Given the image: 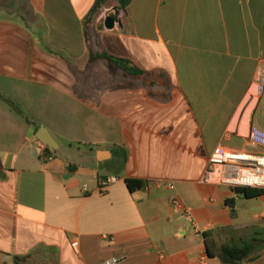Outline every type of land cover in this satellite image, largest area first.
<instances>
[{
    "label": "crops",
    "instance_id": "obj_1",
    "mask_svg": "<svg viewBox=\"0 0 264 264\" xmlns=\"http://www.w3.org/2000/svg\"><path fill=\"white\" fill-rule=\"evenodd\" d=\"M93 2L0 0V95L22 113L0 100V264H220L202 232L264 227V195L204 181L217 148L264 153L248 140L251 128L264 131L253 93L264 0H132L125 10L107 0L86 43ZM113 9L119 22L107 30ZM89 49L144 74L88 65ZM39 129L57 144L49 160ZM125 179L145 186L131 193Z\"/></svg>",
    "mask_w": 264,
    "mask_h": 264
},
{
    "label": "trees",
    "instance_id": "obj_2",
    "mask_svg": "<svg viewBox=\"0 0 264 264\" xmlns=\"http://www.w3.org/2000/svg\"><path fill=\"white\" fill-rule=\"evenodd\" d=\"M107 0H94L91 9L84 19V35L85 41L88 42L89 25L93 22L100 9ZM132 0H117V7L120 10H125ZM105 60L111 66L120 70L122 73L129 76H140L144 74L142 70L137 68L130 61L123 58L109 55L105 52H92L89 49L88 65L98 61ZM0 100L4 102L15 113L22 116V113L14 102L0 95ZM24 120L31 124L32 122L24 117ZM37 130V128H36ZM51 149L46 147L45 154H49ZM50 155V154H49ZM123 163L126 161V154L123 151ZM125 185L129 192L134 193L145 186V182L138 179H125ZM238 195H242L246 199H252L264 195V191L237 188L233 189ZM234 200L228 199L225 205L229 208L231 214L234 213ZM205 253L209 259H216L220 264H244L257 260L264 254V227L249 226L243 229L233 228H217L207 230L201 233ZM23 258L16 257L13 264H21Z\"/></svg>",
    "mask_w": 264,
    "mask_h": 264
},
{
    "label": "built area",
    "instance_id": "obj_3",
    "mask_svg": "<svg viewBox=\"0 0 264 264\" xmlns=\"http://www.w3.org/2000/svg\"><path fill=\"white\" fill-rule=\"evenodd\" d=\"M253 93L264 106V73H262L254 84ZM248 140L251 145L264 146V131L251 128L248 132ZM42 157L50 159V155L42 152ZM116 177L101 178L97 182V190L104 193L107 188L115 183ZM204 181L219 186H225L231 190L247 188L264 191V153L254 154L249 152H233L223 148H217L208 159V169ZM171 204L177 208L182 206L177 198L171 200ZM183 218L192 222L190 214L184 209ZM75 250L77 243H72ZM119 259L110 258L98 264H118Z\"/></svg>",
    "mask_w": 264,
    "mask_h": 264
},
{
    "label": "water",
    "instance_id": "obj_4",
    "mask_svg": "<svg viewBox=\"0 0 264 264\" xmlns=\"http://www.w3.org/2000/svg\"><path fill=\"white\" fill-rule=\"evenodd\" d=\"M119 16V10L113 9L109 12H107L103 17V26L107 30H112L119 22L118 20ZM37 139L43 143L45 146L49 147L50 149H57V144L53 141V139L50 137V135L44 130L39 129L36 134Z\"/></svg>",
    "mask_w": 264,
    "mask_h": 264
},
{
    "label": "rangeland",
    "instance_id": "obj_5",
    "mask_svg": "<svg viewBox=\"0 0 264 264\" xmlns=\"http://www.w3.org/2000/svg\"><path fill=\"white\" fill-rule=\"evenodd\" d=\"M247 201H239V208H238V212H239V216H241L242 214H244L245 210L243 209V205H246Z\"/></svg>",
    "mask_w": 264,
    "mask_h": 264
}]
</instances>
